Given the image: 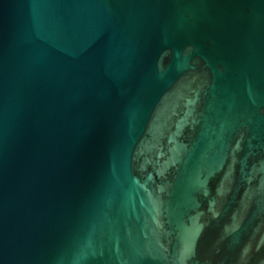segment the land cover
Instances as JSON below:
<instances>
[{"label":"water","instance_id":"95a60500","mask_svg":"<svg viewBox=\"0 0 264 264\" xmlns=\"http://www.w3.org/2000/svg\"><path fill=\"white\" fill-rule=\"evenodd\" d=\"M0 264H264V0H0Z\"/></svg>","mask_w":264,"mask_h":264}]
</instances>
